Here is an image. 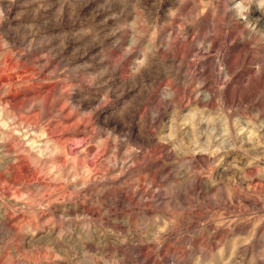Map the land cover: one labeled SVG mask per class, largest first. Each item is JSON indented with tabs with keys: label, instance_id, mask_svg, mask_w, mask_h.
<instances>
[{
	"label": "rangeland",
	"instance_id": "1",
	"mask_svg": "<svg viewBox=\"0 0 264 264\" xmlns=\"http://www.w3.org/2000/svg\"><path fill=\"white\" fill-rule=\"evenodd\" d=\"M239 2L0 0V264H264Z\"/></svg>",
	"mask_w": 264,
	"mask_h": 264
},
{
	"label": "bare ground",
	"instance_id": "2",
	"mask_svg": "<svg viewBox=\"0 0 264 264\" xmlns=\"http://www.w3.org/2000/svg\"><path fill=\"white\" fill-rule=\"evenodd\" d=\"M236 6H238V7H236ZM245 11H246V8L243 5V3H241V2L237 3V5H235V7L231 10V12L233 14H235V15L238 16V18H237L238 19V22L239 21H243L244 23H246L250 27L249 28L250 29V34L249 35H246V38L243 37V36H239V39H236L237 40V44H238L236 48H240L242 46V49L240 48L241 50L238 53V55L239 54H242V53H245L247 51V49H246L247 47L246 46L249 43V40L252 39V37H254V35H255L256 32H259V31H261V28H264V23L262 21H260L259 19H256L257 21H255L254 24L251 23V20H250V17L251 16L248 17L247 14L245 13ZM206 20H207L206 18H201V21L202 22L203 21L205 22ZM204 22H203V24H204ZM203 69H204V67H203ZM223 75H224V79H226V78H229L230 79V77H231L230 70H225V72L223 73ZM219 84H221V83H219ZM219 86L220 87H223L224 85L223 86L222 85H219ZM263 86H264V63L256 66V69L253 72L251 71V73L249 74V76H247V78L244 79L243 82H240V83L237 84V88L238 89L235 88L234 92L232 91V93L233 94H237V92H238V94L240 95V97L241 96H251V94L255 93L256 91L258 92V90L261 87H263ZM211 95H212L211 90L210 89H207L206 95H205V98H206L205 100L206 101H209V99H210L209 97ZM261 128H264V114H263V119H262V122H261ZM244 134H245V132H244ZM236 137L239 138L242 141H246V136L245 135H242V133H237V136ZM252 138H253V136H252ZM254 140H255V138H254ZM0 214L2 215L3 213L1 212Z\"/></svg>",
	"mask_w": 264,
	"mask_h": 264
}]
</instances>
